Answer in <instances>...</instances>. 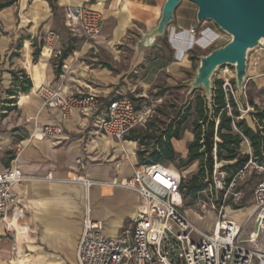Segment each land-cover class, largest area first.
Segmentation results:
<instances>
[{
	"label": "crops",
	"instance_id": "1",
	"mask_svg": "<svg viewBox=\"0 0 264 264\" xmlns=\"http://www.w3.org/2000/svg\"><path fill=\"white\" fill-rule=\"evenodd\" d=\"M6 1L10 0H0ZM13 1L11 7L0 12V22L9 27L18 22L19 30L12 32L18 46L12 48L13 37L0 36V82L6 84L8 95L12 90L10 84L14 87L15 83L12 73H17L13 68L4 72L6 52L11 47L20 52L22 59L15 57L18 67L33 85L29 93L16 97L27 126L34 131L45 125H61L64 132L59 142L36 138L31 142L20 141V145H26L23 153L16 161H7L0 168L2 173L17 167L26 177V181L13 187L14 203L7 222L0 226V264H78V244L87 214L103 222L104 235L108 237L133 231L143 201L136 193L116 184L142 167L138 152L143 147L128 140L134 130L122 142L101 134L99 117L74 113L69 121L61 123L58 115L44 108L34 93L47 85L61 89L66 95L96 96L100 113L113 100L130 99L128 93L145 99L156 91L155 86L162 78L173 84H187L193 69L188 51L197 36L193 37L190 29H198L197 12L194 4L184 0L165 38H159L155 47L139 49L137 43L141 36L158 26L167 0H57L55 12L45 0ZM68 7L100 12L104 17L102 35L87 41L79 30L68 28L65 16ZM59 20L65 24L66 34L53 31L59 27ZM25 29L27 34L23 32ZM50 32L59 36L58 46L64 55L67 53L57 72L45 48ZM207 34L213 36L211 40L217 36L211 28H205L200 37L206 38L200 44L207 41ZM42 37L41 55L34 61V43ZM8 58L6 64L11 65ZM76 62L78 70H74ZM128 66L134 70L132 83L114 90L112 84L120 82L126 74L114 70ZM87 79L102 88L97 93L82 92L81 84ZM73 82H78V88ZM188 137L190 144L194 135ZM176 142H172L174 149ZM187 155L188 149L183 159ZM79 180H87L91 186Z\"/></svg>",
	"mask_w": 264,
	"mask_h": 264
},
{
	"label": "built area",
	"instance_id": "2",
	"mask_svg": "<svg viewBox=\"0 0 264 264\" xmlns=\"http://www.w3.org/2000/svg\"><path fill=\"white\" fill-rule=\"evenodd\" d=\"M68 28L79 30L87 41L102 35L104 17L86 7H68L65 11ZM190 34L195 37L196 29ZM57 34L50 32L45 39L48 59L60 63L64 51ZM38 96L44 108L58 115L61 123L69 121L74 113L99 117L101 134L122 142L138 126L147 121L151 110H137L128 98L110 102L100 113L96 96L66 95L61 89L43 85ZM61 125H45L35 130L33 138L59 142L63 135ZM213 175L217 188L234 191V201L241 200L237 190L241 180L248 176L250 162L232 180L220 172L217 158ZM264 171L263 166H255ZM26 181L19 168L0 173V226L7 222L14 198L12 189ZM82 181L86 186L91 182ZM78 182V180H74ZM181 173L163 164L145 165L131 177L116 186L136 193L143 201L133 231L124 236L104 235V224L86 215L77 250L78 264H264V178L257 184L253 195V211L240 226L223 214L211 232H203L183 213L184 200L180 192Z\"/></svg>",
	"mask_w": 264,
	"mask_h": 264
},
{
	"label": "rangeland",
	"instance_id": "3",
	"mask_svg": "<svg viewBox=\"0 0 264 264\" xmlns=\"http://www.w3.org/2000/svg\"><path fill=\"white\" fill-rule=\"evenodd\" d=\"M194 6V10L197 12V6ZM58 22H60L59 27L53 28V31L58 33L63 32L66 34L68 31L66 30L65 24H63V22L60 20ZM15 24L16 22L12 23V27H9V25L5 26L4 23L0 22V36L7 38L13 37L14 33L12 34V32L19 30L18 22L16 25ZM205 28H211L214 32H216L217 36L211 40L213 36L211 34H207V41L204 44H200L199 41L206 38L204 37L201 39L200 37V33ZM23 32L27 34L26 29L23 30ZM196 32V40L192 43L188 51L190 60L191 58H196L193 62V69L192 73L190 74L191 78L196 72V67L199 65V57L209 54L216 47L225 45L230 41L229 35L221 31L211 21H206L202 25L198 24V29L196 28ZM42 38H40L41 40L38 39L36 42L38 46L44 45V37ZM69 39L71 38L69 37ZM75 43L78 47V38H76ZM12 46V48L18 46V39H16L15 36L13 37ZM12 48L10 47V49L6 52L7 55L5 56L6 60L7 57H9L8 61L11 63V65H7L5 60V63L3 64L4 72H9L12 68L15 72L21 71L20 67H18L17 58L15 57L22 59V56L20 55V52L18 53ZM50 63L56 72L61 70V62ZM75 66L76 67L74 70H78V62H76ZM92 68H95V66H92ZM114 71H122L123 73L126 72L120 82L116 81L117 83H109L114 86V90L120 89L122 85L128 86V84L132 83L131 79L134 75V70H132V67H116V70ZM1 77L2 75L0 76V80ZM219 80L223 82V89L226 92H229L230 95H232V97L235 99L240 115L239 120H245L251 128L256 130V121L254 120V117L258 114V112L264 111V47L252 51L249 55L248 78L245 81L242 94L236 85V74L234 67L224 66L219 68L213 76V81L215 82ZM12 84H10V88L13 90L14 87H12ZM72 85L78 88L79 84L78 82H73ZM81 85L82 92L84 93H97V89L102 88L99 84L90 79L85 80ZM186 85L187 84L180 82L178 84H173L170 80L168 81L167 78H162L155 86L157 88L156 91L150 92L148 97L145 99L134 98L133 95L128 93L127 96H129V98L135 103L136 107L141 105L140 110H151L147 121L140 125L137 129L140 130L145 128L148 123L155 124V126L151 127L152 130H157V128L162 130L165 128L166 126L164 123H169V120L165 114H170V116H173L175 106L181 107L185 104V98L188 91ZM39 88L34 93L38 98ZM160 89H163V91L161 92ZM6 91V84H1L0 82V168L2 166H6L5 163L7 161H10V163H12V159L13 161H16L23 153L26 145H20V141L23 140L31 142L35 139V137L33 138L35 130L33 131L29 129L27 122L24 121V117L22 116V111L19 110L18 98L9 97V95L6 94ZM160 92L162 93L161 96H157L160 94ZM9 98L14 99L15 103L8 104L7 99ZM193 98L194 97L191 96L189 99ZM9 107H11V109H8ZM195 119L196 115L193 113L184 126L182 138L180 140H176L178 141L175 144V151L177 154L176 162L166 163L168 167L177 169L181 173V176L184 180H189L199 171V166L197 163L187 166H180L179 164L180 160L186 155L189 145L188 141L190 139L188 135L190 136V134H193L192 124ZM90 123H93V120H91ZM242 151L244 153L251 154V149L249 148L248 143L244 145ZM230 165L231 163L226 162L218 163L220 172L226 174L225 169ZM256 165L261 166L255 162H252L250 164L248 176L239 183L237 190L242 193V197L238 203L234 201L233 190H228L227 187L220 189L215 186L213 175V185L208 186V188H206V190L199 195L197 200H184V205L181 207V212L203 232H211L214 228L216 220L220 216V212L222 211L221 207L223 206V214H226L227 217L234 223L242 226L250 214L249 210H251L253 207L254 190L257 184L264 178V171L256 169Z\"/></svg>",
	"mask_w": 264,
	"mask_h": 264
},
{
	"label": "trees",
	"instance_id": "4",
	"mask_svg": "<svg viewBox=\"0 0 264 264\" xmlns=\"http://www.w3.org/2000/svg\"><path fill=\"white\" fill-rule=\"evenodd\" d=\"M49 3L53 12L57 10V0H45ZM14 1L0 2V12L13 5ZM41 46L34 43V61H37L41 52ZM67 57V53L64 55ZM196 58H191L194 62ZM197 68V67H196ZM14 77V89L8 91L9 97H17L19 94L29 93L33 87L31 79L24 71L12 73ZM234 83V82H233ZM235 84V83H234ZM184 87V86H180ZM161 92L163 89H160ZM157 96H161V93ZM212 109L208 107L203 90L195 92L183 106H175L173 116L165 114L169 123L162 130H152L154 123L147 124L143 129H136L128 137V140L138 142L143 149L138 152L139 163L144 165H156L174 163L177 154L173 146V140H180L184 126L188 119L196 115L193 122L192 133L194 140L188 145L186 159L180 160V166L197 163L199 171L189 180H184L180 192L183 200L195 201L199 195L213 185V171L215 159L217 163H231L227 166L226 182L228 183L250 162H255L264 167V111L258 112L254 117L256 130L251 128L245 120H239V111L235 99L223 89L222 81L213 83ZM8 104H13L14 99H7ZM141 109V105L136 107ZM8 109H11L9 107ZM193 111V112H192ZM248 143L251 154L242 151Z\"/></svg>",
	"mask_w": 264,
	"mask_h": 264
},
{
	"label": "water",
	"instance_id": "5",
	"mask_svg": "<svg viewBox=\"0 0 264 264\" xmlns=\"http://www.w3.org/2000/svg\"><path fill=\"white\" fill-rule=\"evenodd\" d=\"M184 0H167L158 26L141 36L139 49L152 48L165 38L167 28L175 21V12ZM197 6V23L213 22L230 37V41L199 57L195 74L187 83L185 103L203 90L212 109L213 76L219 68H235L236 85L243 93L248 78V61L252 51L264 47V0H187Z\"/></svg>",
	"mask_w": 264,
	"mask_h": 264
},
{
	"label": "bare ground",
	"instance_id": "6",
	"mask_svg": "<svg viewBox=\"0 0 264 264\" xmlns=\"http://www.w3.org/2000/svg\"><path fill=\"white\" fill-rule=\"evenodd\" d=\"M252 211H253V209L249 210V213H251ZM21 230H22V229H21ZM21 230H20V231H21ZM20 231H19V232H20ZM23 237H24V236H23ZM20 238H21V237H20Z\"/></svg>",
	"mask_w": 264,
	"mask_h": 264
}]
</instances>
